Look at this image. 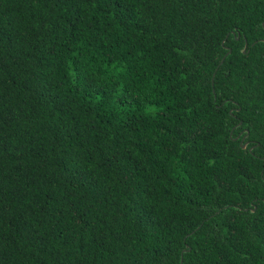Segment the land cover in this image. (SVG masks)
I'll return each mask as SVG.
<instances>
[{"label":"trees","instance_id":"1","mask_svg":"<svg viewBox=\"0 0 264 264\" xmlns=\"http://www.w3.org/2000/svg\"><path fill=\"white\" fill-rule=\"evenodd\" d=\"M0 264H264V0H0Z\"/></svg>","mask_w":264,"mask_h":264},{"label":"water","instance_id":"2","mask_svg":"<svg viewBox=\"0 0 264 264\" xmlns=\"http://www.w3.org/2000/svg\"><path fill=\"white\" fill-rule=\"evenodd\" d=\"M245 46H246V44H245ZM244 51V50H243ZM242 147L244 148L245 147V144H242Z\"/></svg>","mask_w":264,"mask_h":264}]
</instances>
